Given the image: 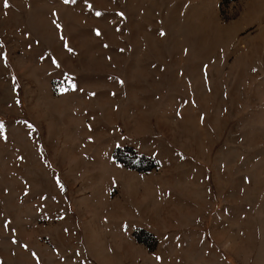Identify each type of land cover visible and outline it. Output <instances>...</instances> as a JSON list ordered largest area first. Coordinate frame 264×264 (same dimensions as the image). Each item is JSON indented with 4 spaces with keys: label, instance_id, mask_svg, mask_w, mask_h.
<instances>
[{
    "label": "rangeland",
    "instance_id": "374dc122",
    "mask_svg": "<svg viewBox=\"0 0 264 264\" xmlns=\"http://www.w3.org/2000/svg\"><path fill=\"white\" fill-rule=\"evenodd\" d=\"M7 3L0 264H264V0Z\"/></svg>",
    "mask_w": 264,
    "mask_h": 264
},
{
    "label": "bare ground",
    "instance_id": "6f19581e",
    "mask_svg": "<svg viewBox=\"0 0 264 264\" xmlns=\"http://www.w3.org/2000/svg\"><path fill=\"white\" fill-rule=\"evenodd\" d=\"M130 194H131V197L134 199V198H136L137 197V191L136 190H133V191H130ZM108 205H110L109 203L107 204V206ZM111 206V205H110ZM92 210H94L95 211V209H93L92 208ZM86 215V214H85ZM91 232V230H88V233L90 234V237H91V239H95L96 241L98 240H100L98 237H100V233L99 232H93V233H90ZM97 241V242H98ZM92 249V248H91ZM99 259H100V261L103 263V264H107L108 263V260L106 259V257H104L103 255H99Z\"/></svg>",
    "mask_w": 264,
    "mask_h": 264
},
{
    "label": "crops",
    "instance_id": "0c3cea01",
    "mask_svg": "<svg viewBox=\"0 0 264 264\" xmlns=\"http://www.w3.org/2000/svg\"><path fill=\"white\" fill-rule=\"evenodd\" d=\"M128 196H130L129 198H131L130 191L128 192ZM111 206H112V207L109 208V211H110V212L116 211V210H118V208H119V207H118V204H115V205H114V204H113V205L111 204ZM107 207H108V206H107Z\"/></svg>",
    "mask_w": 264,
    "mask_h": 264
},
{
    "label": "snow or ice",
    "instance_id": "6c2138e0",
    "mask_svg": "<svg viewBox=\"0 0 264 264\" xmlns=\"http://www.w3.org/2000/svg\"><path fill=\"white\" fill-rule=\"evenodd\" d=\"M65 2H67V0H65ZM4 6H5V7L8 6L7 0H5V5H4ZM97 15H99V13H97Z\"/></svg>",
    "mask_w": 264,
    "mask_h": 264
}]
</instances>
